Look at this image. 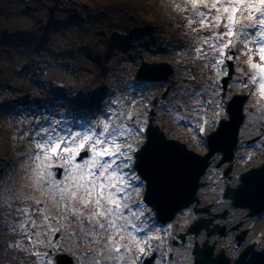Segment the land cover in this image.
<instances>
[{"label": "rangeland", "instance_id": "obj_1", "mask_svg": "<svg viewBox=\"0 0 264 264\" xmlns=\"http://www.w3.org/2000/svg\"><path fill=\"white\" fill-rule=\"evenodd\" d=\"M85 1L87 0H68V2L66 0H57V3H59L60 7L65 5L70 7V4L75 3V7H78L80 11L84 9L89 12L90 17L80 14L82 22H86L89 19L92 20L93 15L96 13L102 14L103 10L95 7L90 8V4L86 5L87 8L82 7ZM150 17L146 16L147 20H144L145 22H134L131 23L133 26L126 28V24L124 27L116 25L113 16L106 15L103 20L108 23L111 21L112 27L102 30L105 34L98 33L97 36L90 32L92 36L87 38L86 52L82 53L81 49L76 50L72 63L74 69L82 73V75L84 74L88 81L90 78L95 79L96 76H98L99 81L97 85L90 82V87L83 88L80 91L73 89L65 97L68 100L78 98L84 102H92L94 98H100V106L97 107L95 113L90 111L89 102L83 106L84 108L78 109L81 114L79 116L76 114L77 119H70L71 115L69 116V112H66V117L62 111L60 114L55 115L53 112L49 113L45 109L37 108L35 104L20 107V105L13 106L9 103L7 108L4 109L6 115L2 118L0 117V135H2L0 143L7 141V149L11 152V156L15 154V159L12 160V164L7 163V161H1L0 165V231H2V235H12L13 239L1 243L2 236L0 235V250L2 252H9V249L14 251V254L10 255L11 257H7L8 260L13 261V264H41L44 253H50L55 256L58 252H66L72 256L75 264H96L97 261H101V264H104V258L97 255V253L107 251L103 241L95 244L89 243L90 240L98 241L97 235L90 234L86 236L82 234L79 231L80 220L64 209V204H69V207H72V205L68 201L67 193L61 191L62 188L69 187V178L63 168H61L60 163L53 162L48 166L42 162L47 159L46 156H41L39 159L36 157L38 150L35 148L32 126L44 119L66 122L62 123V127L66 125L74 126L72 124L73 120L84 122L92 118L95 120L102 119L101 112L106 110L109 114L112 112H123L131 115L136 121L137 127L146 129L149 121V112L153 109L155 114L152 121L160 126L167 138L184 142L188 148L203 154L206 152L205 136L217 127L221 118H227L225 112L227 101L235 93L247 94V99L243 106L244 120L240 125L238 141L232 160V171L227 176H224L222 171L225 164L218 168L213 165L218 162L220 154H214L211 157L214 158V161H211L210 168L201 177V181L206 183L204 187L199 189L200 203L198 206H204L209 203L211 204L210 210L212 208L211 211L214 212H222L223 208H227L228 218L223 220L227 224L218 218L214 219V223L218 222L219 225H225L226 232L233 231L241 222H243V228L239 226L242 228L241 231L249 225L246 209H235L230 205L229 200L222 197L226 183L235 187L239 183L238 176L241 172L250 167L258 166L264 161V147L262 145L264 143V100H261L260 93L256 88L245 87L239 80L243 76L239 69L248 67L247 57L242 55L239 50H232L235 57L233 59V78H231L226 85V89H224L220 86V81L226 72L225 64L212 67L202 57H198L193 52L197 45L206 46L203 45L202 41L195 38V33L188 31L185 21L180 18L181 25L177 31L165 29L167 34L159 35L150 24H146V22L152 21ZM176 27L174 25V29H177ZM196 27H199V25H196ZM108 33H112V35L109 36ZM102 37H107V40L99 42ZM87 47H89L88 51L86 50ZM108 56L111 59L107 62V68L104 69L101 63ZM142 60L171 64L173 68L171 79L166 82L137 79L135 74ZM253 61L259 63V56L254 55ZM248 79V77H245L244 83H247ZM166 89L168 91L164 94ZM185 89H193L196 94L189 96ZM194 100L202 101L206 105L202 109V115L204 119L210 121V123L204 125L206 134L203 138L193 135L185 126H178L175 121V116L178 113H191L194 107ZM113 101H119L120 103L119 105L113 104L111 103ZM209 101H213V103L208 104ZM220 103H222L223 107H217V104ZM43 105L47 107L49 103ZM192 119L193 123H195L200 120V116L193 115ZM140 121H143V123H140ZM5 128L12 132L11 136L3 137ZM36 130L38 131L39 129L37 128ZM19 131H21L22 135L19 134ZM144 140L145 132L141 135L139 141L133 138L129 139L128 143L138 148V146L143 144ZM249 140L253 141L251 145L248 144ZM0 146L2 145L0 144ZM55 167L61 169V177H56ZM141 186L140 184L139 193L132 191V189L128 190L130 197L143 193ZM70 190L74 192L76 189L71 187ZM60 197H63V200L58 203ZM33 201H39L38 207L44 211H38L37 206L33 205ZM76 206L79 205L77 204ZM17 208L29 210L31 219L36 221L37 231L44 227L41 224L42 216H49V219L53 221V235H39L37 237L36 232L29 234L34 238L48 241L55 238L54 236L57 233L59 238L57 244L62 246L63 250H55L48 245L42 248L29 245L26 240L20 237L19 232H13L8 229L6 225L25 220L24 216L15 214V209ZM181 214L178 217L176 215L162 230L157 228L156 232H163V236L168 235L170 232L171 234L177 231L185 232V228L195 218L204 215L202 213L196 215L192 208L189 213L181 212ZM209 215L214 216V213L211 212ZM209 215L206 214L205 216ZM229 218L233 220L230 223H228ZM62 225H66V227H62ZM69 233L75 234L74 238H69ZM123 234L126 235V233ZM113 235L112 232H109L103 239L106 241ZM205 238V234L201 232L196 237L188 235V247L180 245L174 247L171 245V250H176L173 257L169 259V264H192L193 255L191 251L194 240L201 244ZM209 239L210 242L215 241L216 243L215 253L222 246V248H226L225 250L230 258L236 257L247 242L252 243L253 241L256 243L257 248H262L264 247V218L255 225L253 235L246 237L237 250L232 248L231 232L220 239L216 235H211ZM83 240L84 243L82 242ZM15 245H23V247H15ZM139 245L144 247L143 253L148 256L149 248L143 243ZM139 245L132 249L136 255L139 254V252L137 253L140 249ZM117 246L116 244L112 245L113 248ZM124 247H131V245L126 243ZM155 248L160 255V245H155ZM33 253L39 254L34 255ZM49 258H51V255ZM3 263H6V261ZM158 264H160L159 260Z\"/></svg>", "mask_w": 264, "mask_h": 264}, {"label": "snow or ice", "instance_id": "obj_2", "mask_svg": "<svg viewBox=\"0 0 264 264\" xmlns=\"http://www.w3.org/2000/svg\"><path fill=\"white\" fill-rule=\"evenodd\" d=\"M175 10L187 23L188 31L195 33V38L206 46L197 45L193 52L210 66L217 67L225 59H235L231 54L232 50H239L247 57L248 67L239 70L249 79L247 83L243 80L241 83L245 87L256 88L261 100H264V0H185V7L176 4ZM254 55L259 56V63L253 61ZM185 92L189 96L196 94L193 89H185ZM111 103L119 105L120 102ZM212 103L213 101L208 102ZM193 104L191 113H178L175 121L178 126H185L193 135L203 138L206 134L204 125L210 123L202 115V109L206 105L198 100H194ZM217 107H223L222 103L217 104ZM101 115L103 118L99 120H73L74 126L62 127V123L66 122L60 120L38 121L32 126L35 148L38 150L36 157L39 159L46 156L47 159L42 162L48 166L59 162L67 174L69 187L62 188L61 191L67 193L72 207L67 203L63 207L80 220L79 231L82 234H95L100 237V240H90L89 243L103 241L107 251L97 255L104 258V264H141L142 257L136 255L132 249L143 243L151 250L149 240H141L137 235L151 229L146 221L137 224V212L128 208L130 193L127 190L132 189L139 193L142 183L133 167V154L138 149L129 144L128 140L135 138L139 141L145 128L137 127L134 118L123 112L109 114L104 110ZM193 115L200 116V120L193 123ZM71 187L76 190L71 191ZM121 193L123 195H119ZM62 200L63 197H60L58 203ZM32 203L37 206L38 211H44L38 207L39 201ZM125 208H128L127 213L124 212ZM15 214L24 216L25 220L16 221L6 227L13 232H19L20 237L29 245L37 248L48 245L55 250H63L57 244L58 237L43 241L29 234L36 232L37 237L53 235V221L49 216L43 217L41 224L44 227L37 231L36 221L31 219L28 209L17 208ZM109 232L114 235L105 241L103 238ZM68 235L69 238H74L75 234ZM126 243L131 247H124ZM113 244L118 246L113 248ZM140 251L143 252L144 249L141 248ZM43 257L41 264H59L50 253H44ZM96 264H101V261Z\"/></svg>", "mask_w": 264, "mask_h": 264}, {"label": "trees", "instance_id": "obj_3", "mask_svg": "<svg viewBox=\"0 0 264 264\" xmlns=\"http://www.w3.org/2000/svg\"><path fill=\"white\" fill-rule=\"evenodd\" d=\"M83 4L103 10L102 14L96 13L92 20L82 22L80 14L86 17H90V14L84 9L74 11L72 8L75 3L70 4V7H60L55 0H0L1 118L6 115L4 109L9 103L20 107L35 104L37 108L55 115L62 111L66 117L68 111L79 116L81 113L78 109L84 108L89 102L90 111L95 113L100 106V98L93 97L92 102H84L78 98L68 100L65 97L73 89L80 91L90 87V82L98 84V76L88 81L72 64L76 50L86 52L87 38L92 36L90 32L97 36L99 31L112 27L111 21L108 23L103 20L106 15L113 16L116 25L124 27L126 24V28L133 26L131 23L134 22L143 23L147 20L146 16H151L152 21L146 24H150L157 34H167L165 29L177 31L181 25V16L175 10V5L184 7L185 0H87ZM174 25L177 29H174ZM100 40L105 42L107 37ZM110 59L108 56L102 60L101 66L104 69ZM45 103L49 105L44 107ZM4 132L3 137L12 134L9 129ZM0 144V165L1 161L12 164L15 154L11 156L7 141ZM0 235L1 243L13 239L12 235H2V231ZM13 254L14 251L10 249L9 252L0 250V264H13L12 260L7 259Z\"/></svg>", "mask_w": 264, "mask_h": 264}, {"label": "water", "instance_id": "obj_4", "mask_svg": "<svg viewBox=\"0 0 264 264\" xmlns=\"http://www.w3.org/2000/svg\"><path fill=\"white\" fill-rule=\"evenodd\" d=\"M68 2V0H66ZM57 2V0H55ZM69 5V4H67ZM82 7L87 8L86 5ZM52 9V6H49ZM80 11L78 7L72 8ZM105 34L104 31H99ZM233 55V53H231ZM228 73L220 81L225 89L233 73V59L225 60ZM172 65L167 62L141 61L136 71V78L146 81H163L171 79ZM62 87L61 83L57 84ZM247 96L233 95L227 103L228 119H221L217 128L206 135L207 149L204 154L189 149L184 142L167 138L164 131L152 119L155 114L153 109L149 114L145 141L134 153V167L137 174L145 182V202L154 210L155 215L162 225L171 221L176 213L195 204V212L209 215V205L198 206L200 199L197 192L205 183L200 181L210 164V158L215 153H220L221 158L216 166L229 163L224 169V175L231 172V161L238 141L240 125L244 119L243 104ZM57 176L61 169L56 168ZM223 197L230 199L233 207L247 208L248 216L253 217L264 208V162L255 168H250L239 175V183L236 187L225 185ZM214 216H200L194 220L185 232H179L172 238V244L185 245L188 235L196 236L202 230L206 238L199 244L196 240L193 244L192 264H264V248L257 249L255 243H250L242 248L235 259L231 260L221 248L215 253V241L210 243L211 235L217 233L225 235V225L214 223ZM241 225L239 223L235 228ZM247 230H242L235 237L237 245L245 239ZM174 255V251L171 256ZM59 264H74L72 256L67 253L55 255ZM154 255L145 259L144 264H151Z\"/></svg>", "mask_w": 264, "mask_h": 264}, {"label": "flooded vegetation", "instance_id": "obj_5", "mask_svg": "<svg viewBox=\"0 0 264 264\" xmlns=\"http://www.w3.org/2000/svg\"><path fill=\"white\" fill-rule=\"evenodd\" d=\"M224 209H226V208H224ZM211 210H212V208H211ZM228 211V210H227ZM212 213H214V214H220L221 213V211H216V212H214V211H212ZM228 218V212H227V214H226V219ZM262 218V216L261 217H259V218H256V219H247V222L249 223V224H252V226H247V229H248V232H247V237H250L251 235H253V228H254V226L256 225V221H259L260 219ZM232 218H229V221H228V223H230V222H232L233 220H231ZM224 222V221H223ZM225 223V222H224ZM225 224H227V223H225ZM243 228V227H242ZM58 236V235H57Z\"/></svg>", "mask_w": 264, "mask_h": 264}]
</instances>
